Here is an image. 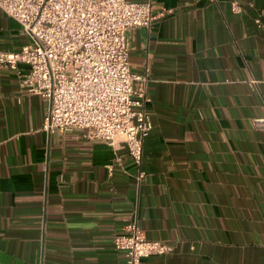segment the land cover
<instances>
[{"label": "crops", "instance_id": "0c3cea01", "mask_svg": "<svg viewBox=\"0 0 264 264\" xmlns=\"http://www.w3.org/2000/svg\"><path fill=\"white\" fill-rule=\"evenodd\" d=\"M231 1L151 0L168 12L127 31L151 99L139 165L85 129L44 131L27 65L0 68V264H126L129 222L169 247L142 264H264V0ZM28 43L0 9V51Z\"/></svg>", "mask_w": 264, "mask_h": 264}, {"label": "built area", "instance_id": "2783aa9c", "mask_svg": "<svg viewBox=\"0 0 264 264\" xmlns=\"http://www.w3.org/2000/svg\"><path fill=\"white\" fill-rule=\"evenodd\" d=\"M230 8L238 14L244 7L232 0ZM0 9L29 38L19 51H0V68L27 65L20 87L49 103L42 129H85L90 138L120 143L139 165L153 126L147 113L149 77L132 71L126 33L149 27L168 11L154 13L151 0H0ZM261 15L255 19L258 27ZM253 122L264 127V118ZM113 246L126 264H142L143 258L169 249L164 241L147 239L135 222L114 236Z\"/></svg>", "mask_w": 264, "mask_h": 264}]
</instances>
